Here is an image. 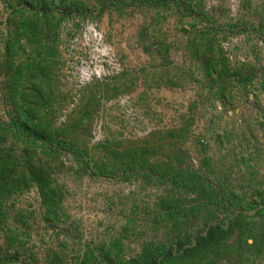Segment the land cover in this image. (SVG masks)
Returning a JSON list of instances; mask_svg holds the SVG:
<instances>
[{"label":"rangeland","instance_id":"obj_1","mask_svg":"<svg viewBox=\"0 0 264 264\" xmlns=\"http://www.w3.org/2000/svg\"><path fill=\"white\" fill-rule=\"evenodd\" d=\"M42 1L0 0L1 122L13 114L5 44L18 25L15 9ZM63 1L48 0L47 7L57 10ZM77 2L90 12L68 17L59 27L56 54L45 66L48 82L42 88L48 106L42 113L52 129L65 132L60 140L74 141L86 155L81 160L62 152L55 161L44 159L52 187L63 194L59 217L46 211L36 186L4 204L0 264H82L90 251L127 261L150 243L186 255L226 221L223 213L211 216L204 208L168 215L162 199L172 195L184 201L194 195L174 190L167 179L148 180L141 171L129 177L93 172L102 161L127 160L129 151L141 149L152 164L175 166L179 161L196 170L243 205L264 204V43L253 33L262 24L264 0H176L167 9L119 10H103L101 0ZM193 11L205 12L223 27L216 36V58L220 44L231 67L253 66L257 76L253 84L229 81L224 91L218 89L215 113L207 115L202 108L198 126L196 80L203 78H196L198 62L188 39L198 36L196 26L208 24ZM30 49H17V62ZM215 66L219 72L220 65ZM25 85L30 92V84ZM245 120L263 140L261 147L241 146ZM11 142L4 145L20 153ZM242 152L246 159L237 158ZM246 215L248 233L254 235L263 221L253 211ZM246 238L252 245L253 239ZM220 264H264V251L244 245Z\"/></svg>","mask_w":264,"mask_h":264},{"label":"trees","instance_id":"obj_2","mask_svg":"<svg viewBox=\"0 0 264 264\" xmlns=\"http://www.w3.org/2000/svg\"><path fill=\"white\" fill-rule=\"evenodd\" d=\"M176 0H101L103 10L127 7H146L149 9H167ZM48 0L39 2L37 6L26 4L15 9L19 17L17 28L10 31L5 47L10 71L8 82L10 86V99L13 104V114L8 122L0 121V220L5 217L4 204L15 194L22 193L32 186L39 189L42 202L46 211L55 217L62 202L63 194L57 188L52 187L50 172L47 168L48 161L57 160L62 152L83 159L86 151L82 150L72 140H60L64 131L52 129L50 122L43 115V110L48 106L44 98L43 84L46 79V65L56 54L55 41L58 37L60 25L68 17L83 16L90 9L84 2L63 1L57 10L47 7ZM50 5V2L48 3ZM102 10V11H103ZM202 18L208 24L197 32L200 38L212 37L204 47L206 54L211 55L207 63L212 71L219 66V72L215 79L217 89L224 91L229 81L240 84H253L256 76L254 67L243 66L233 68L220 44L215 47L218 58L213 54L217 34L223 32L221 25H215L207 18L203 11L192 12ZM247 30L248 28H244ZM264 43V17L259 28L253 31ZM31 47L25 60L15 59L17 49ZM218 59V60H217ZM40 77L42 85L39 87L37 78ZM26 83L32 90L27 89ZM23 88V90H22ZM175 137L174 133H170ZM16 144L21 152H17L4 144L8 141ZM142 150H131L125 156L127 160H119L115 163L101 162L95 166L94 175L111 177L118 172H123L125 177L143 172L146 179H167L174 190L183 189L186 195H194L191 200H180L167 196L160 202V206L168 215H190L204 209L211 216H219L223 213L226 221L218 223L210 238H204L194 246L188 254L175 252L168 253L166 245L147 244L142 252L135 258L127 261L111 260L109 253L105 252L97 257L93 251L82 264H220L225 257L235 252L241 246H252L264 251V204L257 205L253 202H244L233 192L209 185L202 176L190 168H183L178 164H155ZM86 171V169H83ZM253 211L254 217L262 219L256 234H249L250 228L246 225V213ZM247 236L253 239V244L246 240ZM245 238V239H244ZM118 245V244H117ZM118 247V246H117ZM2 258L0 257V261ZM52 264H58L54 261Z\"/></svg>","mask_w":264,"mask_h":264},{"label":"crops","instance_id":"obj_3","mask_svg":"<svg viewBox=\"0 0 264 264\" xmlns=\"http://www.w3.org/2000/svg\"><path fill=\"white\" fill-rule=\"evenodd\" d=\"M204 28L205 27L203 26H196V29L198 30ZM210 40L211 39H203L198 36L188 39V41H190V44L193 46L192 48H190V52H192L196 56V60L198 62L196 63V65L198 64V68H196L195 71L196 78H203L198 79V81L196 80V90L199 91V95H196V126H198L199 124V118L201 116L202 108L208 110L207 115H212V113H215L213 111L214 108L216 109L212 101L215 98L216 91L218 90L217 85L215 86V76H217L218 72L216 70L212 71V69L209 68L207 61L210 55L208 53H205L206 48L204 47L210 42ZM243 126L244 127H241L242 131L240 132V134L242 133V136L240 137L241 146L246 148V145H249L251 143V145L249 146L253 145L256 147H261V141L263 140L255 135V133L257 132L253 130V128L251 127V123H248L247 120H245ZM240 157L246 159V152L237 154V158ZM257 157H260V155H258Z\"/></svg>","mask_w":264,"mask_h":264},{"label":"built area","instance_id":"obj_4","mask_svg":"<svg viewBox=\"0 0 264 264\" xmlns=\"http://www.w3.org/2000/svg\"><path fill=\"white\" fill-rule=\"evenodd\" d=\"M64 1H67V2H77L79 0H64ZM202 142H204V140H202Z\"/></svg>","mask_w":264,"mask_h":264}]
</instances>
